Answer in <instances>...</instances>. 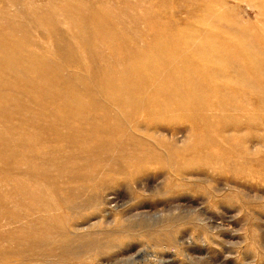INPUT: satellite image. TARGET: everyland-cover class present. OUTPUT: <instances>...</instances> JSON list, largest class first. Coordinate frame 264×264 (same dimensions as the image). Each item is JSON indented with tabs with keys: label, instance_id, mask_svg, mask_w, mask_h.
Listing matches in <instances>:
<instances>
[{
	"label": "bare ground",
	"instance_id": "6f19581e",
	"mask_svg": "<svg viewBox=\"0 0 264 264\" xmlns=\"http://www.w3.org/2000/svg\"><path fill=\"white\" fill-rule=\"evenodd\" d=\"M10 1L15 13L0 11V122L5 125L0 153L9 152L23 167L15 184L27 181L24 192L34 209L57 198L47 181L58 185L64 180L69 187L100 178L99 193L117 183L111 174H122L123 166L110 173L99 167H111L114 153L129 156L126 160L140 153L157 159L162 119L188 114L203 125L198 133L205 132L210 144L219 146L215 136L234 148L240 121L264 112V63L251 58L247 66L243 46L218 31V11L198 21L201 30L190 32V26L167 33L148 16L132 15V22L119 27L116 18L117 25L112 24L117 10L105 16L101 9L87 11L77 3ZM259 3L262 8L264 0ZM214 4L220 6V0ZM139 20L145 31L133 26ZM61 25L78 30V45L68 42L69 32ZM234 31L242 35L240 25ZM229 113L239 121L233 126L225 122ZM169 147V156H176L175 147ZM96 202L113 203L104 197Z\"/></svg>",
	"mask_w": 264,
	"mask_h": 264
},
{
	"label": "rangeland",
	"instance_id": "374dc122",
	"mask_svg": "<svg viewBox=\"0 0 264 264\" xmlns=\"http://www.w3.org/2000/svg\"><path fill=\"white\" fill-rule=\"evenodd\" d=\"M9 1L0 0V11L14 14L17 7ZM42 1L77 3L87 11L101 9L105 16L117 10L112 24L121 21L119 27L134 16H148L167 33L190 26V32L201 30L198 21L218 11V31L243 46L247 66L251 58L264 63V5L261 8L259 0H220V6L214 4L218 0ZM137 23L133 26L147 29L141 20ZM237 25L242 35L234 31ZM60 28L70 33L71 45H78L77 29ZM228 29L233 33L224 34ZM47 47L56 55L54 44L48 42ZM83 59L88 62L87 53ZM212 104L219 101L213 98ZM190 118L179 113L160 120L163 146L156 149L157 159L140 153L126 160L129 156L113 151V165L99 167L104 173L124 169L120 175L111 174L118 182H106L103 192L95 186L100 178L69 187L64 180L58 185L47 181L57 198L43 201L37 209L24 192L27 181L15 184L18 168L23 167L9 152L0 153V264H264V112L255 120L240 121L234 148L215 136L220 147L210 144L205 132L198 133L203 125ZM233 119L229 113L225 122H239ZM165 142L175 147L176 156H169ZM136 162L141 165L134 167ZM102 197L113 203L100 206L96 201Z\"/></svg>",
	"mask_w": 264,
	"mask_h": 264
}]
</instances>
